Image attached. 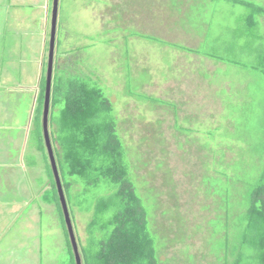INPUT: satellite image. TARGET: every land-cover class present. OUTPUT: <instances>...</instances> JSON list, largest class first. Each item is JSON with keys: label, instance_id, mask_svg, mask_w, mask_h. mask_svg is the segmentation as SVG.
<instances>
[{"label": "rangeland", "instance_id": "obj_1", "mask_svg": "<svg viewBox=\"0 0 264 264\" xmlns=\"http://www.w3.org/2000/svg\"><path fill=\"white\" fill-rule=\"evenodd\" d=\"M237 1L246 4L60 3L55 85L96 84L113 103L160 264H224L264 176V28L255 34L249 19L264 0ZM54 4L0 0V264L71 261L65 217L46 200L56 181L33 124L47 88ZM74 190L83 202L82 188ZM109 190L103 182L87 197ZM75 201L76 234L86 241L94 214Z\"/></svg>", "mask_w": 264, "mask_h": 264}, {"label": "trees", "instance_id": "obj_2", "mask_svg": "<svg viewBox=\"0 0 264 264\" xmlns=\"http://www.w3.org/2000/svg\"><path fill=\"white\" fill-rule=\"evenodd\" d=\"M261 14L264 10L259 9L250 18ZM59 82L55 85L53 79L49 131L69 212L71 215L69 203L73 205L78 185L85 198L79 204L75 201V207L94 214L86 241L78 238L73 223L83 264H160L156 240L150 233L149 214L132 178L113 103L96 84L70 80L65 88ZM40 90L33 124L42 153L46 142L43 128L46 83ZM103 182L110 186L108 195L89 200L91 189ZM55 183L53 180V191L46 194V200L65 217ZM249 198L247 215L237 228L238 244L228 248L224 264H264V176ZM65 231L69 239L68 227ZM69 247L70 264H77L72 241Z\"/></svg>", "mask_w": 264, "mask_h": 264}, {"label": "water", "instance_id": "obj_3", "mask_svg": "<svg viewBox=\"0 0 264 264\" xmlns=\"http://www.w3.org/2000/svg\"><path fill=\"white\" fill-rule=\"evenodd\" d=\"M54 9H53V17H52V32H51V42H50V56H49V68H48V77H47V88H46V100H45V108H44V132H45V140L46 146L49 153V158L51 161L55 181L57 183V187L59 190V195L61 199V204L64 210L66 225L69 230V234L71 237V241L73 244V248L76 254L77 264H83L82 257L80 255L78 241L75 235L73 221L69 212L65 191L63 188L62 180L60 177V172L55 156V151L50 138L49 131V118L51 112V97H52V89H53V79H54V69H55V53H56V44H57V36H58V27H59V15H60V3L61 0H54Z\"/></svg>", "mask_w": 264, "mask_h": 264}, {"label": "crops", "instance_id": "obj_4", "mask_svg": "<svg viewBox=\"0 0 264 264\" xmlns=\"http://www.w3.org/2000/svg\"><path fill=\"white\" fill-rule=\"evenodd\" d=\"M230 2H234V3H236V5H239V3L240 4H243V5H245L246 3H243V2H239V1H237V0H229ZM26 2H29V0L27 1L26 0ZM46 4L48 5V3L46 2ZM33 6V5H32ZM31 7V6H30ZM12 8L14 9V15L16 14V12L21 8V6H17L16 7V5H12ZM47 8H46V13H47ZM160 15V14H159ZM46 16H47V18H48V13L46 14ZM259 16H264V14H261V15H259ZM249 19L251 20V18L249 17ZM59 20H60V15H59ZM261 27H263L264 28V18H261V21H256V22H254L253 21V19L250 21V29L251 30H253V31H255L254 33L256 34L257 33V35L261 32V31H259V30H261ZM59 28V27H58ZM168 31V30H167ZM164 33V32H163ZM68 34V33H67ZM165 34H167V32L165 33ZM166 41V40H165ZM168 41H171V38L168 40ZM260 42H261V45H263L264 43V38H261L260 39ZM166 45H170V42H167L166 41ZM172 45H175V44H172ZM191 45V44H190ZM38 97V96H37Z\"/></svg>", "mask_w": 264, "mask_h": 264}, {"label": "bare ground", "instance_id": "obj_5", "mask_svg": "<svg viewBox=\"0 0 264 264\" xmlns=\"http://www.w3.org/2000/svg\"><path fill=\"white\" fill-rule=\"evenodd\" d=\"M51 132V131H50ZM57 159V158H56Z\"/></svg>", "mask_w": 264, "mask_h": 264}]
</instances>
